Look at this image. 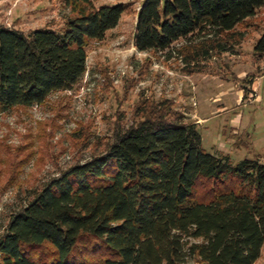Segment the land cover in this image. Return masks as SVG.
Returning a JSON list of instances; mask_svg holds the SVG:
<instances>
[{
	"label": "trees",
	"instance_id": "16d2710c",
	"mask_svg": "<svg viewBox=\"0 0 264 264\" xmlns=\"http://www.w3.org/2000/svg\"><path fill=\"white\" fill-rule=\"evenodd\" d=\"M63 3L73 16L61 30L26 35L0 25V115L71 90L86 72L88 43L101 42L128 11ZM262 6L143 0L132 44L159 53L192 37L232 40ZM253 52L264 57V34ZM163 110L35 192L0 236V264H255L264 247V162L209 154L196 124Z\"/></svg>",
	"mask_w": 264,
	"mask_h": 264
},
{
	"label": "rangeland",
	"instance_id": "374dc122",
	"mask_svg": "<svg viewBox=\"0 0 264 264\" xmlns=\"http://www.w3.org/2000/svg\"><path fill=\"white\" fill-rule=\"evenodd\" d=\"M142 1L92 0L96 8L125 4L128 11L101 42L88 43L80 81L42 104L0 115V236L50 179L104 154L119 135L165 108L168 119L196 124L209 154L264 162V57L253 52L264 34V6L235 27L232 40L192 37L169 51L140 53L132 37ZM71 16L63 0H0V25L26 35L61 30ZM255 264H264V247Z\"/></svg>",
	"mask_w": 264,
	"mask_h": 264
}]
</instances>
